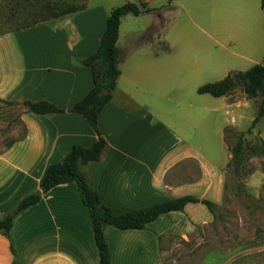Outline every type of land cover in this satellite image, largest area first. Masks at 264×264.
Returning <instances> with one entry per match:
<instances>
[{"label": "crops", "instance_id": "0c3cea01", "mask_svg": "<svg viewBox=\"0 0 264 264\" xmlns=\"http://www.w3.org/2000/svg\"><path fill=\"white\" fill-rule=\"evenodd\" d=\"M142 1L148 9L124 13L119 22L120 72L97 119L106 146L81 169L116 212L187 194L219 204L224 121L215 127L223 153L210 154L205 141L209 117L231 103L227 94L197 88L264 62L262 0ZM83 4L0 33V97L46 99L64 108L38 113L24 107V136L0 146V216L39 188L49 163L73 144L87 146L98 137L87 118L69 108L93 85L91 67L81 58L96 50L116 5ZM213 218L205 203L189 201L141 228L106 225L110 262L159 264L170 241L189 238ZM10 232L23 264H98L90 211L75 180L42 193L14 217ZM12 261L9 239L0 231V264Z\"/></svg>", "mask_w": 264, "mask_h": 264}, {"label": "rangeland", "instance_id": "374dc122", "mask_svg": "<svg viewBox=\"0 0 264 264\" xmlns=\"http://www.w3.org/2000/svg\"><path fill=\"white\" fill-rule=\"evenodd\" d=\"M94 1H108L114 5L123 2L0 0V33L50 19L70 5ZM227 95L231 105L218 109L209 117L208 142L205 141L207 152L223 153V148L219 149L221 138L215 127L224 121L223 200L217 205L209 224L198 226L187 239L170 241V245L163 248L159 264H264V113L258 115L264 106L263 95L250 96L241 85L235 86ZM208 96L212 98V95ZM23 108L20 100L6 102L0 97V146L22 134ZM225 109L230 111L225 112Z\"/></svg>", "mask_w": 264, "mask_h": 264}, {"label": "trees", "instance_id": "16d2710c", "mask_svg": "<svg viewBox=\"0 0 264 264\" xmlns=\"http://www.w3.org/2000/svg\"><path fill=\"white\" fill-rule=\"evenodd\" d=\"M83 6L84 4L70 5L52 17L73 12ZM262 7L264 9V0H262ZM146 9L148 8L142 0H126L113 7L106 17L105 27L100 35L96 50L81 58L83 63H86L91 67L93 85L84 96L75 101L69 109L82 113L97 131L98 137L87 146L78 143L73 144L61 160L49 163L40 179L39 188L26 194L19 201L14 210L0 216V231L9 239V246L13 253L12 264H23L10 232L14 217L28 206L36 203L40 199L42 193L46 192L54 185L70 180H75L77 182L82 201L90 211L93 235L99 253L98 264H111L109 247L104 234L106 225L111 224L119 228H141L144 227L148 221L156 218L160 213L171 209H181L184 204L189 201H201L205 203L213 213V216L215 215L218 205L216 202L206 198L200 199L190 194L154 202L141 208L116 212L101 202L89 176L81 169L82 164L99 159L106 146V139L98 128L97 119L101 107L112 97L113 90L117 84V77L120 72V50L116 44L120 18L124 13L132 12L133 14H138ZM41 20L30 22L23 26ZM237 85H241L243 90L250 96H255L258 93H261L263 95V105L264 63H255L246 70H238L228 73L219 80L201 84L197 90L199 92H209L214 96H219L229 93ZM3 100L6 102L14 101L7 99ZM20 102L26 109L38 113H52L64 110L63 107L46 99L31 100L23 98ZM262 113H264V106H261L258 115ZM257 117L258 116H256L255 119ZM24 134L25 128L23 126V132L19 137H23ZM15 139L17 138L7 141L6 144H11ZM238 145L239 143L237 144V147Z\"/></svg>", "mask_w": 264, "mask_h": 264}]
</instances>
